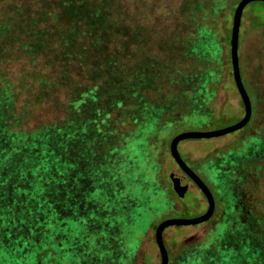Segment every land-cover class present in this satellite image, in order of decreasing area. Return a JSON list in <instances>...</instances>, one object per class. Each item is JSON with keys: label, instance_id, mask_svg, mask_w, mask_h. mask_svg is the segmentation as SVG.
I'll return each mask as SVG.
<instances>
[{"label": "trees", "instance_id": "obj_1", "mask_svg": "<svg viewBox=\"0 0 264 264\" xmlns=\"http://www.w3.org/2000/svg\"><path fill=\"white\" fill-rule=\"evenodd\" d=\"M59 1L61 10L40 15L42 20L52 18V25L39 26V22H34L41 20L38 17L23 21V10L18 11L16 21L0 22V209L7 203L12 209L33 216L16 217L12 224L16 226L15 232L21 234L18 241L34 253L35 264H39L37 254L43 251L46 257H42V262L51 264L47 237L40 238L37 245L34 241L39 238L36 231H48L46 212L53 197L69 195L72 202L80 201L78 207L84 213L78 189L88 194L91 182L92 186L113 185L109 174L116 159L124 154L133 160V154L138 153V158H152L150 176L155 175V182L140 183L131 176V192L121 199L127 198L124 203L134 210L142 200L132 198L138 194L132 189L140 183V188L156 186L166 192L162 195L158 189H152L162 199L164 208L172 207L170 199L181 197L162 169V161L169 155L170 134L181 128L214 129L230 115L214 104L220 74L214 69L207 46V28L201 24L202 6L195 12L187 11L184 36L179 41H169L165 55L138 51L132 57L128 45H115L118 40L120 45L126 42L130 33L124 16L117 14L114 0ZM238 1L224 0V5L232 11ZM207 12L210 15L211 11ZM14 57H24L36 64L42 59L45 67L60 69L52 75L35 73L23 77L21 82L25 87L37 85V103L49 98L53 101L56 92L62 93L54 101L59 113L56 118L28 129L23 126L31 111L16 106L18 86L3 69ZM21 188H27L29 193L25 195ZM87 194L81 196L86 200ZM147 196L144 205L154 200L152 195ZM89 203L86 212L93 210L94 202ZM57 209L60 213L66 211L61 203ZM1 220L0 217V225ZM237 221L232 243L238 249L231 246L229 251L221 252L235 257L244 248L241 256L245 260L257 250L264 251V236L259 232L264 229V217H239ZM25 227L31 232L29 235ZM4 229L3 221L0 248L5 244ZM114 235L116 242L121 243L122 237ZM67 248L71 249L69 253ZM75 251L69 242L57 252L72 257ZM261 254L256 264H264V252ZM29 256H24L23 264H34L29 262ZM114 258L118 260L117 256ZM212 260L215 264L222 261L216 257ZM62 263L66 264L67 259Z\"/></svg>", "mask_w": 264, "mask_h": 264}, {"label": "rangeland", "instance_id": "obj_2", "mask_svg": "<svg viewBox=\"0 0 264 264\" xmlns=\"http://www.w3.org/2000/svg\"><path fill=\"white\" fill-rule=\"evenodd\" d=\"M59 2L0 0V22L16 21L20 10L24 12L23 21L30 18L33 20L34 17L41 19L43 12L52 14L61 10ZM224 4V0H114L117 14L124 16L130 33L126 42L120 45L118 40L115 45L118 48L128 45L132 57H136L138 51L165 55L169 41H179L180 37L184 36L188 21L187 11L195 12L199 9L198 6L203 7L201 24L207 28V46L214 69L217 75L220 74L214 104L217 109H223L230 114L220 124H216L214 129L231 125L243 115V103L231 74L229 48L232 15L236 5L230 11ZM209 10L210 15L207 14ZM209 16L210 20L206 23L205 20ZM34 22H39V26H46L52 25L53 19H36ZM238 54L241 77L250 97L253 114L244 127L234 132L212 138H189L178 143L182 159L212 192L218 214L202 223L165 228L163 240L168 251V264H208L209 261L215 264L216 261L212 260L214 257L222 260L220 264H256L264 252L257 250L245 260H242L241 256L244 254V248H240L241 255L236 253L235 257L221 252L229 251L231 246L238 249L232 243V230L238 224L239 217H264V1H252L243 9ZM38 61L40 62L36 64L24 57H14L3 68L11 81L18 86L16 106L31 111V115L23 122L27 129L56 118L59 113L54 107V101L62 97L59 91L53 101L49 98L37 103L34 102L37 85H22L23 77L35 73L52 75L60 72V69L45 67L42 59ZM181 131L185 130H173L170 139ZM133 157L131 160L122 154L114 162L109 174L114 186L108 183L92 186L91 182L88 189H92L88 190V194L78 189L84 213L79 210L80 201L72 202L67 194L53 197L49 202L46 212L48 231H36L35 236L39 238L35 239L34 243L37 245L41 243L40 238L47 237L50 248L48 260H51V264H63L65 259L66 264H160V255L154 239L157 224L166 218H191L206 211L207 202L202 192L191 182L188 183V190L183 197L170 199L173 202L172 207L164 208L162 199L152 189H158L162 195L166 192L156 186L151 189L139 187L143 182H155V175L150 176L152 158H145L143 155L138 158V153H134ZM143 168H147V171L143 172ZM177 168L169 153L162 161V169L174 187V173ZM131 176L137 177L140 182L133 186L132 191L138 194L132 198L142 200L134 210L124 203L127 198L121 199L131 192L128 190ZM20 190L25 195L29 193L27 188ZM81 193L89 195L90 199L86 196V200H93L90 202H94L93 210L86 212L89 201L87 202ZM147 195H152L154 200L147 201L144 205ZM60 203L65 205V212L60 213L57 209V204ZM132 203L136 204L138 201ZM26 216H29L28 213H21L14 207L12 209L7 203L2 204L0 227L4 221L5 244L0 248L1 264H23L24 256L28 254L29 262H35L34 253H30L26 244L18 241V235L21 237V234L15 232L16 226L12 224L14 218L23 219ZM24 231L28 235L31 233L26 227ZM39 232L42 235H39ZM259 232L264 236V229ZM114 233L122 237L121 243L116 242ZM26 241L31 244V240ZM69 242L72 248H76L74 255L61 256L59 250L65 248V243ZM70 250L67 248L65 251L69 253ZM44 256V251L37 254L39 264H44ZM114 256H117L118 260Z\"/></svg>", "mask_w": 264, "mask_h": 264}, {"label": "water", "instance_id": "obj_3", "mask_svg": "<svg viewBox=\"0 0 264 264\" xmlns=\"http://www.w3.org/2000/svg\"><path fill=\"white\" fill-rule=\"evenodd\" d=\"M252 1L264 0H239L236 4L232 15V25L229 39L231 74L236 89L240 95V99L243 103V115L238 121L231 125L210 130H185L177 133L170 140L169 153L178 166L176 172L174 173V185L178 195L180 197H183L185 192L188 190L189 184L187 177H189L202 192L207 202V208L203 214L196 217L166 218L161 220L157 224L154 231V239L160 255V264H168V251L163 240L164 229L173 225H193L205 222L212 216L215 208V200L212 192L210 191L207 184L182 159L178 150V143L181 140L189 138H212L234 132L244 127L249 122L252 116V105L241 77L238 54L239 30L241 25L242 12L244 7Z\"/></svg>", "mask_w": 264, "mask_h": 264}, {"label": "flooded vegetation", "instance_id": "obj_4", "mask_svg": "<svg viewBox=\"0 0 264 264\" xmlns=\"http://www.w3.org/2000/svg\"><path fill=\"white\" fill-rule=\"evenodd\" d=\"M187 179H188V183H192L193 185H195V183L189 178V177H187ZM196 186V185H195ZM197 187V186H196ZM198 188V187H197ZM199 189V188H198ZM199 191H200V189H199ZM201 192V191H200ZM206 200V199H205ZM218 214V208L216 207V204H215V208H214V212H213V214H212V216L211 217H215L216 215Z\"/></svg>", "mask_w": 264, "mask_h": 264}]
</instances>
